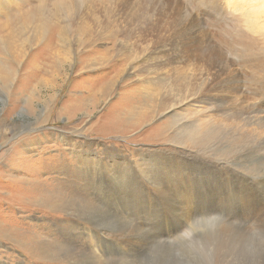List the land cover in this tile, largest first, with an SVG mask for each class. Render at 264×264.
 Masks as SVG:
<instances>
[{
	"label": "rangeland",
	"instance_id": "obj_1",
	"mask_svg": "<svg viewBox=\"0 0 264 264\" xmlns=\"http://www.w3.org/2000/svg\"><path fill=\"white\" fill-rule=\"evenodd\" d=\"M142 1L0 0V264H154L186 206L264 218V0Z\"/></svg>",
	"mask_w": 264,
	"mask_h": 264
},
{
	"label": "clouds",
	"instance_id": "obj_2",
	"mask_svg": "<svg viewBox=\"0 0 264 264\" xmlns=\"http://www.w3.org/2000/svg\"><path fill=\"white\" fill-rule=\"evenodd\" d=\"M177 223L178 231L160 240L154 264H264V218L240 215L234 202L186 206Z\"/></svg>",
	"mask_w": 264,
	"mask_h": 264
},
{
	"label": "bare ground",
	"instance_id": "obj_3",
	"mask_svg": "<svg viewBox=\"0 0 264 264\" xmlns=\"http://www.w3.org/2000/svg\"><path fill=\"white\" fill-rule=\"evenodd\" d=\"M113 1V0H112ZM117 1V3H118V0H116ZM127 2H129V1H127ZM168 2V1H167ZM119 3H120V1H119ZM122 3V2H121ZM131 3V2H130ZM134 3V5L136 6L135 8H136V12H138V14H139V17H145V16H147L148 15V12H145L144 10V12H142L141 10L142 9H145L146 8V6H145V4H144V2L142 1V0H135V2H133ZM112 4H116L115 2H112ZM132 16H134V15H132ZM129 17H130V15H129ZM157 21V20H156ZM163 28V27H162ZM171 30H172V28H171ZM147 32V31H146ZM189 35H190V33H188ZM128 37V36H127ZM132 37V36H131ZM130 39V38H129ZM142 39V38H141ZM169 39V38H168ZM238 39H239V41H243L244 39H245V37L244 36H242V35H239L238 36ZM177 40V39H176ZM144 41V40H143ZM155 41V40H154ZM153 41V42H154ZM137 42V41H136ZM157 42V41H156ZM173 43H174V41H172ZM178 43V42H177ZM181 44V43H180ZM154 45V44H153ZM157 45V44H156ZM167 45V44H166ZM250 45V44H249ZM147 46V45H146ZM194 46V45H193ZM147 47H149V45L147 46ZM151 47H152V45H151ZM191 48V47H190ZM189 48V49H190ZM156 49V48H155ZM143 50H144V48H143ZM251 49H250V46H249V48H248V51H250ZM141 51V50H140ZM145 51V50H144ZM154 51V50H153ZM194 51V50H193ZM156 52V51H155ZM177 52H179V51H177ZM181 52H183V51H181ZM185 52V51H184ZM158 53H160V52H158ZM180 53V52H179ZM248 53V52H247ZM250 53V52H249ZM176 54V53H175ZM178 54V53H177ZM138 55V54H137ZM141 55V54H140ZM139 55V56H140ZM147 55V54H146ZM173 55V54H172ZM180 55V54H179ZM155 56V55H154ZM186 56H187V54H186ZM142 57V56H141ZM149 57V56H148ZM151 57V56H150ZM156 57V56H155ZM184 57V56H183ZM136 58H138L137 56H136ZM185 58V57H184ZM141 58H139V60H140ZM170 59V58H169ZM177 59V58H176ZM152 60V59H151ZM142 61V60H141ZM176 61V60H175ZM160 63V62H159ZM164 63V62H163ZM257 63H259V62H257ZM256 63V64H257ZM168 64H170V63H168ZM164 66V65H163ZM156 68H157V66H156ZM178 79V78H177ZM176 79V80H177ZM180 81H181V79H180ZM178 84H180L181 85V82L180 83H178ZM175 85H176V83H175ZM183 86V85H182ZM203 99V98H202ZM207 106V105H206ZM103 130V129H102ZM261 186H263L264 187V181L261 183ZM189 199V198H188Z\"/></svg>",
	"mask_w": 264,
	"mask_h": 264
}]
</instances>
